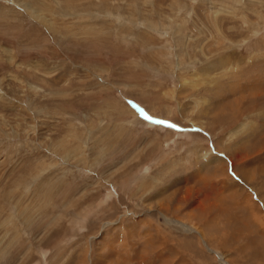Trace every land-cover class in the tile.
<instances>
[{
    "label": "rangeland",
    "instance_id": "1",
    "mask_svg": "<svg viewBox=\"0 0 264 264\" xmlns=\"http://www.w3.org/2000/svg\"><path fill=\"white\" fill-rule=\"evenodd\" d=\"M0 264H264V0H0Z\"/></svg>",
    "mask_w": 264,
    "mask_h": 264
},
{
    "label": "snow or ice",
    "instance_id": "2",
    "mask_svg": "<svg viewBox=\"0 0 264 264\" xmlns=\"http://www.w3.org/2000/svg\"><path fill=\"white\" fill-rule=\"evenodd\" d=\"M146 118H147V117H146ZM155 122L160 123V121H155Z\"/></svg>",
    "mask_w": 264,
    "mask_h": 264
}]
</instances>
